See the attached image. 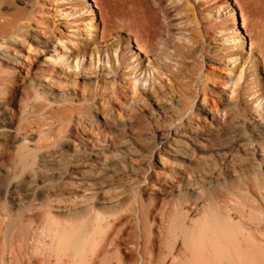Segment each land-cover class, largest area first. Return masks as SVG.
<instances>
[{
	"label": "bare ground",
	"instance_id": "6f19581e",
	"mask_svg": "<svg viewBox=\"0 0 264 264\" xmlns=\"http://www.w3.org/2000/svg\"><path fill=\"white\" fill-rule=\"evenodd\" d=\"M20 1L28 3L30 10L16 11L11 19L0 16V49H6L0 51V264H264V170L259 175L260 180L254 173L253 177L249 176L248 184L230 187L207 182L217 175L211 163L200 173L193 172L189 164L181 172H173L168 179L165 172L160 171L155 179L162 186L149 184L138 191L134 186L103 188L90 181L93 168L103 165L101 158L105 150L117 149L110 135L101 136L103 140L94 135L96 129L87 119L91 107L83 95L85 87L73 80L79 74L64 73L62 78L59 69L49 61L50 68L37 72L29 55L16 51L15 46L22 42L30 48L32 40L39 53H49L50 47L58 59L67 57V61L71 56L78 59L88 53H98L99 49L91 50L88 45L91 38L96 37L94 18L88 36L84 34L80 40L68 41V44L77 42L68 56L66 52L58 53L55 47V44L61 47L66 41L62 36L55 35L51 28L30 33L23 23L40 13L41 7L51 4L50 1ZM155 1L159 12L151 1L135 0L129 15L123 16V27L133 36L137 51L156 57L147 67H141L138 54L131 74L152 71L153 82L168 75L173 84L170 89L164 86L163 94L178 98L176 104L169 105L179 116L186 111L191 98L186 69H193L197 58L201 57L199 48L203 37L197 22L204 14V6L215 10L223 8V4L220 5L221 0ZM9 2L0 0V10ZM234 3L239 8L241 24L251 37L250 48L258 49L264 64V0H234ZM80 4L81 1L69 4L66 15L74 16L75 6ZM86 12L92 14L91 6L86 7ZM230 12L235 28L239 29L237 13L233 8ZM159 13L167 21L165 28ZM174 20L179 21L177 26L173 25ZM74 23L78 27L82 25L79 19ZM182 25L190 37L182 43H173L170 32ZM166 28L168 39H164ZM219 31L225 33L226 29ZM237 37L240 47L236 45L235 51H229L235 48L234 44L223 54L232 64L239 61L241 70L234 81L236 86L242 79L240 74L244 67V71L253 70L256 80L259 78L255 58L245 55L249 53L248 45L240 33ZM231 38L224 36L222 40L231 41ZM171 42L174 52L165 59L175 61L173 65L164 63L162 57L168 53L158 50L160 44L168 47ZM63 48L67 51L69 47ZM202 54L208 59L215 51L207 48ZM46 61L45 58L42 63ZM127 61L122 58L121 65ZM112 71H115L113 66ZM69 84L78 90L70 93L53 90L56 85ZM28 86L32 88L31 94L26 90ZM151 92L161 94L155 87ZM42 95H46L45 99ZM262 99L261 93L254 103L263 109ZM233 100L224 110L228 121L237 118L241 98L237 95ZM138 102L145 103V96L138 98ZM113 106V112L98 115L102 126L113 129L117 113L129 117L130 128L138 124L135 108L124 106L120 99H116ZM248 125L252 131L259 132L254 142L264 141L263 125L250 120ZM235 131L224 155L244 150L245 131ZM183 137L176 131L161 133L154 149L141 147L142 150L136 152L143 155L157 152L163 170L170 158L185 159L194 150L202 152L211 141L210 134H204L188 138L189 145ZM259 156L264 163V147ZM58 157L65 162L70 158V170H63L61 162L59 167ZM229 157L233 158L231 154ZM229 161L233 163L232 159ZM162 177L166 181L160 180ZM136 195L140 199L136 200ZM159 196L171 201L165 218L157 217L158 208L153 203ZM160 243L162 249L155 255Z\"/></svg>",
	"mask_w": 264,
	"mask_h": 264
},
{
	"label": "rangeland",
	"instance_id": "374dc122",
	"mask_svg": "<svg viewBox=\"0 0 264 264\" xmlns=\"http://www.w3.org/2000/svg\"><path fill=\"white\" fill-rule=\"evenodd\" d=\"M45 1H50L51 4H44L40 13H36L35 17L23 21V23L30 33L37 29L51 28L55 35L62 36L66 41L61 44V47L55 44L58 53L66 52L70 56L71 51L75 50L77 42L73 41L68 44V41L76 38L80 40L84 37V34L88 36L90 34L88 29L92 18H94L93 24L96 30V37H92L88 45L91 50L99 49L98 53L94 52L92 55L88 53L78 59L71 56L67 61V57L58 59L56 57L57 54L53 53V48L50 47L48 49L49 53H39L36 51V44L32 40L30 41V48L25 43L23 45L22 42L20 45L15 46L16 51L29 55L32 65L38 68L37 72L39 70L45 72V69L52 66L49 63L51 62L59 69L62 78L64 73L69 75L72 73L79 74V77H74L73 80H75L76 84L85 87L83 95L88 99L87 105L91 107L87 119L91 121L92 127L96 129L94 135L101 140H103L101 136L110 135V137L114 138L115 149H117V151L114 148L105 150L101 158L103 159V165H96V168L94 167L90 173L89 179L92 183L103 188L134 186L138 191L139 188H144L149 186V184L162 186L155 179V176L162 171L165 172L166 176H164L168 179L173 172H181L189 164L193 167V172L200 173L208 163L215 166L216 170L213 172L217 174L214 180H207L209 184L212 183L221 187L248 184L249 176L253 177L254 173L258 175L257 178L260 180L259 175L264 170V163L259 153H262L264 141L254 142L256 134H259V132L252 131L248 123L250 120L251 123L261 124L264 129V64H262L258 49L250 48L251 37L241 24L240 11L234 0H221L220 5L223 4L221 9L212 10L208 8V5L204 6V14L197 22L199 33L203 37V43L199 48L201 57L197 58L193 69H186V81L191 83L189 90L191 98L188 108L179 116L176 109L170 108L169 105L176 104L178 98L172 94H163L164 86L170 89L173 84L172 80H169L168 75L162 76L161 79L153 82L152 71H137V73L131 74L132 68L136 66L133 62L137 59L138 54L141 59L137 60L140 61L141 67H147L151 62L156 61V57L137 51L133 36L123 27V16L124 14L129 15L135 0H89V2L88 0H43V3ZM80 1L82 4L75 6L77 13L74 16H67L66 13L68 12H65V10L71 7L69 4L76 5ZM149 1H151L152 7L155 4L153 8H158L155 0ZM9 3L7 7L0 10V16L3 18L11 19L16 11L24 12L30 10V5L22 3L20 0H10ZM89 6H91L92 14L86 12V7ZM231 8L235 10L240 20L239 29L235 28L234 22L230 18ZM211 10L212 12L208 14ZM156 11L158 10L156 9ZM76 19H79V23L82 24L80 27L74 23ZM160 19L165 28L167 21L161 15ZM178 22L174 20L173 25ZM183 29L182 25L171 30L173 43H182L183 39L190 37V34ZM221 29H226V32L221 33L219 31ZM239 33L243 37L245 44L248 45L249 53L245 52V55L255 58L258 64L259 78L256 80L253 70L246 69L244 71V67L240 74L242 79L236 86L234 81L239 77L241 70L238 68L239 61L236 64H232L226 61L223 54L225 49L234 47V44L235 48L229 51H235L236 45L240 47L237 37ZM77 34L79 35L78 37ZM224 36H231V41L222 40ZM164 39H168L167 28L164 30ZM173 43H168V47L164 46L163 43L158 46L159 51L163 50V53H168L162 58L164 63L170 65H173L175 61L170 62V59L165 58L174 52ZM65 45L69 47L67 51H64L63 47ZM207 48H213V51H215V54L210 55L208 59L202 54L205 53ZM5 50V47L0 49L1 52ZM45 58L47 63H42ZM122 58L128 60L125 65H121ZM108 61L111 63L108 64ZM112 66L115 67L114 72L112 71ZM45 84L43 82V85ZM123 86L124 88L121 89ZM133 86H135L134 89ZM28 87L30 90H26L31 94L32 88L31 86ZM153 87L161 94H150ZM53 90H64L70 93L78 89L73 84H69L68 86L56 85ZM231 90H235V92ZM256 90L259 91L254 94ZM261 93L263 94L261 101L263 109L254 103ZM142 95L145 96V103L139 104L138 98L142 97ZM237 95L241 98L238 104L237 118L228 121L224 110H226V106L229 103L231 104L235 101L233 99ZM45 96L42 95V99H45ZM116 99H120L124 106L135 108L136 114H138V124L130 128L129 117L120 113V116L118 113L116 114L118 118H116V125L113 126V129H107L99 123L101 119L98 115L103 116L104 113L113 112V105ZM203 100L206 103L202 102ZM202 110H205V113ZM231 112L234 113V110L231 109ZM95 115H97V118L94 117ZM235 130L245 131L243 133L246 145L243 147L244 150L239 149L238 152H230L229 154L233 156L231 158L229 154L224 155V152L226 151L227 142L233 132H236ZM172 131L184 136L182 138L184 141H187L190 137H200L204 134H210L211 141L210 143L205 142L207 146L202 152L196 153L194 150L195 152L188 153L185 159L170 158L168 166L163 170L160 169L157 152L151 155H143L136 152L141 151V147L154 149L157 136L161 133H172ZM187 142L190 145V142ZM122 145L125 148H122ZM229 159H232L233 163ZM57 160L59 167L61 162L63 170H70L68 166V164L70 165V158L66 161L67 163L60 157ZM182 164L184 167L180 168ZM160 180L165 179L162 177ZM135 198L136 200L140 199L139 195H136ZM153 203L158 208L157 217L163 216L165 218L167 211L172 206L170 204L171 201L169 199L165 200L164 196H159ZM153 203L148 204L152 205ZM161 249L162 243L158 245L155 255Z\"/></svg>",
	"mask_w": 264,
	"mask_h": 264
}]
</instances>
